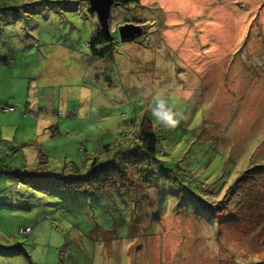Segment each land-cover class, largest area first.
I'll return each mask as SVG.
<instances>
[{"label":"rangeland","instance_id":"obj_1","mask_svg":"<svg viewBox=\"0 0 264 264\" xmlns=\"http://www.w3.org/2000/svg\"><path fill=\"white\" fill-rule=\"evenodd\" d=\"M195 1L113 8L102 56L89 0H0L20 106L56 123L39 141L31 121L0 120V264H264V0H201L193 14ZM143 19L122 41L118 26ZM157 94L175 127L151 115ZM146 118L158 160L130 153ZM111 163L129 173L119 190H68Z\"/></svg>","mask_w":264,"mask_h":264},{"label":"trees","instance_id":"obj_2","mask_svg":"<svg viewBox=\"0 0 264 264\" xmlns=\"http://www.w3.org/2000/svg\"><path fill=\"white\" fill-rule=\"evenodd\" d=\"M116 1L119 2V5L117 7H120V6L126 7V6H130V5H134V4L137 5V7H144L141 0H116ZM92 14L94 16L96 15V13H94V12H92ZM140 22H145V19L135 20V24L140 23ZM111 43H113L112 34H110V36H107L103 32L101 25H100V27L97 31V34H95V36L92 40V43H90V44L88 43V46L90 48H92L95 55L105 56V55L113 54V50L109 49L106 52V54L103 55V54L97 52V46L111 44ZM7 103H10V102H7ZM3 104H4L3 102H0V112L1 113H14L17 110L21 109L24 116L27 118L26 121L34 120V118L37 117V114H34V115L31 114L32 109L30 106L27 107V106H20V105L12 104V106H13L12 109L4 111V110H1ZM41 112H43V110ZM42 117H43V115H42ZM144 120H148L149 121L148 124L143 123ZM144 120L141 122L139 130L135 133L137 135V140H139L141 142L139 144H142V146H141V148L130 147V150H131L130 153L133 154L135 151H138L139 155H146L147 157H152V158H155L156 160H158L157 157H155V156L157 154L164 156L166 154V152L164 150H162L163 146L161 145L160 140L158 138L157 129L155 128V123L148 118H146ZM128 135L129 134H125L124 136H128ZM141 139H142V141H141ZM130 156H129V159H130ZM146 156H144L143 158H146ZM102 169H103L102 172L104 174L102 180H91V179H89V176H87L86 178L79 177V178H76L74 181H72L70 183V185H68V187H67L68 190L78 191L83 187L84 184L86 185L87 188L88 187L91 188V187H94L96 185L98 187L100 186L101 190H105V189H117V190H119L121 186L118 185V184H120L119 182L114 180V179H116V176L119 177L120 179H122L123 182H125V181L128 182L130 180L129 173L127 172V170L122 165L117 166V164L111 163ZM0 172H3V170L0 169ZM3 173H5V172H3ZM24 177L28 181L29 185L35 186L37 188L47 187V186H44V182H42L38 179H34V178L30 177L29 175H25ZM33 179H34V181H33ZM49 181L51 183L50 187H52L54 182L52 181V179H50ZM92 185H94V186H92ZM83 190H85L84 187H83Z\"/></svg>","mask_w":264,"mask_h":264},{"label":"crops","instance_id":"obj_3","mask_svg":"<svg viewBox=\"0 0 264 264\" xmlns=\"http://www.w3.org/2000/svg\"><path fill=\"white\" fill-rule=\"evenodd\" d=\"M147 1H149V0H141L142 4H145V5L147 4ZM177 1L178 0H150V4L159 3L162 6L172 8L171 5L175 4ZM200 1L201 0H196L194 2V4L190 7L191 13H193V14L199 13ZM202 1H204V0H202ZM139 24L144 26L145 27L144 29L147 28V26H146L147 22H140ZM8 50H9V52H12V53L16 52L15 58L17 57V55H18L17 51L13 50L11 47H9ZM11 61H12V63H9L10 61L7 57L6 58L0 57V102H3V103L10 102L12 104L16 103L18 105H21L22 101L18 99V94L16 93L15 87L13 86V80H12V78H14L13 73L9 72V70H8L10 67H13V66L8 65V63L14 64L16 62V59L11 60ZM30 105L33 108L36 107V106H32V104H30ZM13 114H16V115L13 116ZM3 115H4V113L0 112V120L5 124H9L10 129L14 128L16 130L17 128H20L21 126H23V122L25 120H27V118L24 116L21 109L17 110L14 113H8L7 115H5V117H2ZM32 124L35 125L34 130H35V133L37 135L36 137L38 138L42 135L44 139H47L49 137V134H48L49 128H51L53 125H56L54 118H52L50 120L49 117L46 118L44 116L39 117L38 120H34V121L31 120L30 126ZM41 131H42V134L40 135ZM5 132H6L5 130H2L0 128V144L5 143V141L10 140L9 136H7V134ZM38 139L40 141V138H38ZM23 141L27 144H31L34 140L29 138V139H23ZM41 153L42 152H39L38 155H41ZM44 158H45V160L47 159V157H44ZM0 169L3 170L2 168H0ZM8 171H9V173H12V171H14V168L11 167L8 169ZM0 173H3V172H0ZM18 185H17V187H20ZM4 195L6 196V194H4ZM0 202H2V201L0 200ZM1 205L2 204H0V208H1ZM0 232H2V230H0Z\"/></svg>","mask_w":264,"mask_h":264},{"label":"water","instance_id":"obj_4","mask_svg":"<svg viewBox=\"0 0 264 264\" xmlns=\"http://www.w3.org/2000/svg\"><path fill=\"white\" fill-rule=\"evenodd\" d=\"M89 4L90 10L96 13L103 32L110 36L112 11L113 8L119 5V2L116 0H89ZM118 32L122 41H128L141 35L144 32V28L139 24L125 23L118 26Z\"/></svg>","mask_w":264,"mask_h":264},{"label":"clouds","instance_id":"obj_5","mask_svg":"<svg viewBox=\"0 0 264 264\" xmlns=\"http://www.w3.org/2000/svg\"><path fill=\"white\" fill-rule=\"evenodd\" d=\"M153 99L154 106L151 107V115L161 124L167 127H175L182 118L181 113L175 111L173 107L169 106L167 100L161 98L159 94H157V96Z\"/></svg>","mask_w":264,"mask_h":264},{"label":"built area","instance_id":"obj_6","mask_svg":"<svg viewBox=\"0 0 264 264\" xmlns=\"http://www.w3.org/2000/svg\"><path fill=\"white\" fill-rule=\"evenodd\" d=\"M2 109H3V110H10V109H12V107H9V106H7V105H3ZM18 186H19V185H18ZM22 232H24V230H22Z\"/></svg>","mask_w":264,"mask_h":264}]
</instances>
